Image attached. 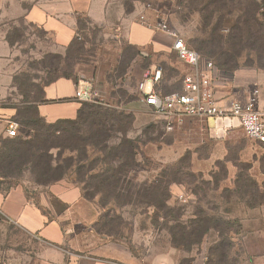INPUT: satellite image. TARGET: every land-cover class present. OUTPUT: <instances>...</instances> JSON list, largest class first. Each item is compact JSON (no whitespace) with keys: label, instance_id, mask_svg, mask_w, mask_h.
Returning <instances> with one entry per match:
<instances>
[{"label":"rangeland","instance_id":"rangeland-1","mask_svg":"<svg viewBox=\"0 0 264 264\" xmlns=\"http://www.w3.org/2000/svg\"><path fill=\"white\" fill-rule=\"evenodd\" d=\"M209 1L109 0L101 24L78 18L79 47L72 48L67 64L59 67L60 72L77 81L90 83L105 101L117 103V110L112 111L130 114L134 120L130 125L126 119L110 123L106 143L82 146L78 142L79 148L45 151L43 163L63 166L65 159L77 160L76 151L84 150L88 156L84 164L97 160L95 170L99 171L118 166V162H108L102 151H134L136 164L125 168V185L141 191L143 187L159 185L155 180L162 182L161 187L175 181L169 185V199L157 196L156 206L148 204L146 197L128 205L107 206L111 216H119L109 226L115 233L110 238L126 243L141 264H264V144L247 138L236 123L226 126V122L197 117L165 118L142 101L140 84L155 71H160V79L154 90L163 95L180 92L184 78L192 73L177 60L172 38L156 27L146 26L158 23V12L192 50L200 41H208L218 26L222 49L235 58L237 66L221 70L215 61L217 55L203 59L214 66V91L222 100L229 98L224 93L225 84L230 85L233 96L242 100L257 91L256 104L264 108V34L249 41V36L242 33L235 52L226 44L233 27L244 31V12H254L250 4L262 0H224L220 4L223 7L219 5L211 17L210 8L203 10ZM127 8H131L129 13ZM254 13L256 22L251 20L250 25L257 34L264 26V9ZM7 37L16 51L15 78L22 83V89L13 83V90L0 100V120L15 122L16 137L29 139L34 132L21 125L18 112L26 107V97L35 100L48 79L49 70L42 67L40 60L51 43L44 31L23 22L10 25ZM61 56L64 58L65 53ZM77 102L79 106L82 103ZM79 129L82 135H88L86 127L79 125ZM4 130L0 124V154L5 152V144L15 138L7 137ZM124 139L129 142L121 148ZM31 161L22 165L20 173L7 177L0 169V192L21 185L27 194L35 196L47 189L50 176L38 178L35 160ZM74 165L63 180L71 181ZM53 203L55 211H62L60 204ZM207 218L213 227L207 235L201 240L190 237L198 221ZM40 250L33 236L0 213V264H36Z\"/></svg>","mask_w":264,"mask_h":264},{"label":"crops","instance_id":"crops-1","mask_svg":"<svg viewBox=\"0 0 264 264\" xmlns=\"http://www.w3.org/2000/svg\"><path fill=\"white\" fill-rule=\"evenodd\" d=\"M108 1L0 0V100L13 90V79L18 73L16 51L7 38L10 25L23 22L41 29L51 43L45 52L63 55L77 36L78 18L101 24L105 21ZM79 85L80 81L74 77H60L45 86V103L38 105L40 116L48 123L75 118L79 103L74 94ZM223 88L229 98H239L233 96L229 84ZM215 95L221 99L219 93ZM0 124L4 129V122ZM25 191L17 185L0 192V213L40 244L36 264H141L126 243L95 231L93 225L99 213L72 181L52 183L35 196ZM53 201L62 206V211H55Z\"/></svg>","mask_w":264,"mask_h":264},{"label":"trees","instance_id":"trees-1","mask_svg":"<svg viewBox=\"0 0 264 264\" xmlns=\"http://www.w3.org/2000/svg\"><path fill=\"white\" fill-rule=\"evenodd\" d=\"M223 1L224 0H211L206 3L203 10L205 11L210 8L209 17H211L213 12L218 10L220 6L221 8L223 7V5H220ZM250 6H253L254 12L255 10H263L264 0L260 3H252ZM130 9L131 8H127L125 11L129 13L131 11ZM254 12H252V10L244 12L246 17L242 22L244 31H242L239 26H235L230 30L229 42L227 41L226 44L228 43V49L232 52H235L236 47L240 45L242 33L249 36V41H254L255 35L259 36L260 34H264V26H261L262 32H256L257 34L252 32L250 21L253 20L256 22ZM217 29L212 32L208 41H200L199 44H196L197 49L195 50L201 58L207 60L208 57L215 58V55H217L215 61L218 69L228 71L233 70L237 66L234 60L235 58L233 59L232 55L222 49V38L217 35ZM77 38L78 37L76 36L67 47L64 58L59 54H46L40 60L42 67L49 70L47 74L48 79L43 83V87L38 90L35 100L31 101L26 97L24 101L26 107L23 108V111L18 112L19 118L21 119V125L30 128L34 133L29 139H23L22 137L16 136L15 138L12 137L14 139L9 140L5 144V152L0 154V169L4 176L7 177L14 173H20L23 164L35 160L36 171L34 173L37 174L38 178H47L46 176L49 175L50 179L48 180V183L52 184L63 180L67 171L73 167V164H76L74 165L76 167L73 169L72 175L69 178H71V181L80 188L82 197L86 201L96 205L99 209L98 221L93 225V228L98 234L112 237L115 233H113L114 231L110 229L109 226L112 225L116 219H119V216L113 215L115 217L113 218V216H111L112 211L108 209L107 206L128 205L140 197H146L148 204L156 206L154 199L157 196H164L162 199L165 201L169 199V185L171 182L175 181L172 180L167 182L165 186L161 187L162 182L155 180L160 184H153L148 188L143 187L141 191L125 185V168H132L136 164L134 151H110L108 153L102 151L105 156L107 155L105 158L108 162H118V166H109L106 169L99 171L95 170L97 160H93L88 165L84 164V162H87L88 160L87 152L84 150L76 151L79 153L77 160L73 157L65 159L64 161L66 164L63 166H51V163L49 162L43 163L42 157H46L47 155L45 151H50L52 149L63 151L66 149H72L76 146L79 148V145H77L78 142H80L82 146H96L101 143H106L108 141V131L112 128L109 127L110 123L118 124L126 119L128 122L127 124L130 125L134 120L133 116L130 114L125 116L123 113L112 111L117 110L118 105L117 103L111 104L108 101L103 103H80L74 119H58L52 123H48L40 116L38 105L45 103L43 101V88L60 77H72L69 74L60 72L59 67L61 63H64L65 65L67 64L71 49L76 46L79 47ZM75 49L79 52V49ZM262 49L264 50V47H262ZM13 83L18 90L22 89V83H20L15 77ZM79 125L87 128L89 132L87 136L80 133ZM62 138L63 140H61ZM73 138L75 139L74 143L71 142V139L73 140ZM128 142L127 139H124L123 143L120 144L121 148ZM120 145L118 147H120ZM129 161L131 164H129ZM8 190H4L3 192H7ZM123 198H126L127 201H122ZM162 204L161 208H164V205ZM209 220L210 219L207 218L198 221V225L194 226L189 232L190 237L193 236L200 240L203 239L204 236L207 235L208 230L213 228L210 226Z\"/></svg>","mask_w":264,"mask_h":264},{"label":"built area","instance_id":"built-area-1","mask_svg":"<svg viewBox=\"0 0 264 264\" xmlns=\"http://www.w3.org/2000/svg\"><path fill=\"white\" fill-rule=\"evenodd\" d=\"M155 14L159 19L158 23L146 26L156 27L172 38V50L177 60L187 65L192 73L184 78L180 92L163 96L154 90V84L160 79V71H155L151 78L140 84L144 105L153 113L165 118L197 117L211 119L214 123L226 122V126H230L229 123H236L247 138L264 144V108H259L256 104L257 91L245 100L235 97L224 101L218 99L212 83L214 72L212 62L203 61L196 51L190 49L181 37L170 30L166 19L160 17V13ZM74 98L79 102H105L98 90L90 83L82 81L75 90ZM3 122L6 136L9 138L17 136V124L10 120Z\"/></svg>","mask_w":264,"mask_h":264}]
</instances>
